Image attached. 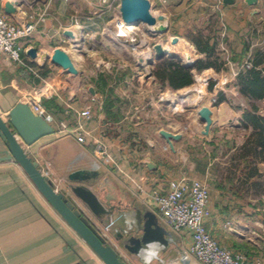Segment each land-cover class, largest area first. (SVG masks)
Returning a JSON list of instances; mask_svg holds the SVG:
<instances>
[{"label":"crops","instance_id":"obj_1","mask_svg":"<svg viewBox=\"0 0 264 264\" xmlns=\"http://www.w3.org/2000/svg\"><path fill=\"white\" fill-rule=\"evenodd\" d=\"M4 1L0 0L1 4ZM22 1L16 5L15 14L9 16L11 21L23 23L29 21L31 15L36 18L44 14V20L20 41L24 47V59L37 68L40 66V69L61 67L48 59L40 64L38 58L32 59L25 54L27 47H35L37 52L44 53H50L56 47L67 51L66 46H71L72 42L63 34L65 29L79 36L83 23L95 26L106 20L100 14L85 16L78 13L74 2ZM149 1L156 2L159 11L167 18L168 27L164 34L168 42L164 40L162 45L178 59L170 58L184 66L187 60L193 64L197 59H204L205 54L198 51L193 42L198 38L202 45L208 42L214 46L223 67L218 70L212 67L191 69L193 82L190 85L179 89L161 87V97L146 103L149 104L148 110L139 103H132L130 113L125 115L120 102L125 91H121V95L116 89L108 88L103 73L97 74L93 82L85 84V88L80 82L71 87L43 76L39 79L45 88L47 83L52 88L41 98V105L55 132L31 145H24V150L38 162L41 173L51 181L55 190L62 192L90 219L128 264H184L182 258L188 264H203L189 251V230L172 229L158 213L150 196L152 189H161L169 180L182 177L198 179L207 186L208 215L203 223L220 245L232 253H243L250 260L263 261L264 225L255 217L246 220L238 212L240 193L236 179L220 180L212 171L215 157L197 152L191 145L194 138H198L201 144L240 128L241 113L248 101L240 93L237 77L252 60L257 62L258 68L264 67V0H256L252 4L245 0H234L231 4H223L222 0ZM89 13L96 11L88 9L85 14ZM173 36L177 41L170 43ZM124 50L133 55L131 51ZM59 70L56 77L68 74L63 68ZM74 75L80 79L85 74L77 69ZM99 76L105 84H99ZM149 81L156 84L153 75ZM210 84L211 88H208ZM35 85L34 77L24 74L19 65L0 53V115L4 119L18 100L26 102ZM180 89L185 92L176 93V96L173 92H180ZM259 101H264V97L254 100L258 107ZM203 105L212 111L209 137L201 133L203 122L197 114ZM86 108L90 110L88 117L80 114ZM197 125L198 134L194 132ZM160 129L181 134L179 139L172 141L174 150L159 134ZM79 134L84 136L82 142L77 141ZM244 135L241 133L242 139ZM98 143L105 147L107 156L94 154ZM5 149L6 145L0 138V264H104L49 205L19 164L13 159H2ZM147 162L152 163L151 168L147 167ZM80 168L99 171V197L108 193L113 197L112 203L120 207H137L156 213L171 233L168 246L147 262L120 248L115 238L116 230L122 232L124 229L123 219L114 217L111 225L103 226L70 192L67 176Z\"/></svg>","mask_w":264,"mask_h":264},{"label":"water","instance_id":"obj_2","mask_svg":"<svg viewBox=\"0 0 264 264\" xmlns=\"http://www.w3.org/2000/svg\"><path fill=\"white\" fill-rule=\"evenodd\" d=\"M22 2V0H5L2 3V9L5 14L12 16L16 12V5ZM233 2L234 0H222L223 4ZM245 2L252 4L256 0H245ZM118 12L126 25L135 26L134 24L141 22L151 26V31L154 34H162L167 30V18L161 12L152 14L149 0H119ZM63 34L71 42L76 38L72 30L69 29H65ZM176 41V36L170 39V43ZM25 54L32 59L38 58L42 62L49 59L51 63L63 68L66 72L77 73L69 55L60 48H54L51 55H48L44 52L39 53L35 47L30 46L25 49ZM165 56L175 57L169 54L166 46L157 42L153 44L152 53L144 62L152 66L156 60ZM140 60L142 59L140 58ZM185 65L191 66L192 63L187 60ZM148 75H151V72H148ZM90 91L92 90L90 89ZM211 113L210 107L206 105L197 110L198 117L203 122L201 133L204 135L209 133L212 124ZM49 120V117L44 114L36 113L28 103L18 100L7 112L6 119L0 115V138L6 145L5 156L2 159H13L19 164L38 192L90 247L102 263L128 264L120 257L116 247L107 243L105 237L90 219L75 207L74 203L62 192L55 190L51 181L41 173L38 162L26 154L24 145H31L39 138L55 132ZM159 134L165 139L171 150H174L172 141L181 137L180 133H173L165 129H160ZM146 165L148 168L152 167V163L147 162ZM99 177L100 173L97 169H76L67 176L68 188L90 215L103 226L111 225L114 217L120 216L123 219L124 229L122 232L116 230L117 237L115 238L120 248L142 262H147V255L154 253L152 257H155L156 252L166 248L170 243V231L166 229L152 210L120 207V205L112 203L113 197L108 193L104 194L102 198L99 197L97 193ZM182 261L184 264H188L185 258H182ZM75 264L86 263L77 262Z\"/></svg>","mask_w":264,"mask_h":264},{"label":"rangeland","instance_id":"obj_3","mask_svg":"<svg viewBox=\"0 0 264 264\" xmlns=\"http://www.w3.org/2000/svg\"><path fill=\"white\" fill-rule=\"evenodd\" d=\"M64 1L66 3L74 2V7L78 10V13L82 15L97 16L100 14L105 17L107 21L101 20L99 25L95 26L90 25V23H83L84 27L81 28L79 36H76L74 40L75 43L76 40H81L78 50L74 49L72 45L66 46L67 51L62 49L69 55L71 60L73 59L72 62L74 66L76 65L75 68L84 71L85 75L81 76L80 79L72 73H66L56 77L57 72L60 71L59 69L61 68L53 66L52 69H40L38 65L39 68H37V71L39 76L49 77L51 80L55 79L56 83H67L71 87L76 86L80 82L85 88V84L91 83V81L97 77V74L103 73L105 81L109 84L108 88H112L113 90L116 89L120 92L119 94H121V91H125L123 95L121 94V99L115 97L117 100L120 99L123 115L130 113L128 111L132 103H139V105H142L148 110L149 104L146 103L152 99L157 100L158 97L160 98L162 91H160L161 86L158 82H156L155 85L150 84L149 78L152 77V74L148 75V72L152 71V66L147 65L144 61L145 58H149L150 53H152L153 44L157 42L162 44L164 40L168 42L167 35L164 33L154 34L152 31L145 32V26L143 24L132 26L131 31L135 38L133 43L136 47L133 49L132 47L130 48L129 45L120 43V41L113 36V33L109 31L112 17L118 12L119 0H108L107 3L102 2V0ZM88 9H92L96 11V13L85 14ZM150 11H154L155 13L160 12L156 2H150ZM124 49L131 51L133 55L131 56ZM123 51L126 54H124ZM51 53L52 51L46 54L51 55ZM140 58L142 60H140ZM39 61L40 64H43L42 60ZM42 71H44L46 75H42ZM36 79L37 77H34L36 83L34 87L38 88L44 85L41 79L38 78L39 81ZM117 79L119 81H117ZM47 84V91H50L52 86H50L49 83ZM51 85L54 84L51 82ZM179 91L180 92L174 91L173 93L177 96L176 93L180 94L185 92L181 89ZM202 94L203 93H201V95ZM211 101L214 102V100ZM258 103L259 113L264 115V101H259ZM195 131L198 134V125L194 127V132ZM243 132L245 135L242 139L241 133ZM247 133L248 130L240 127L239 129L230 131L227 136H215L212 138V141H202L201 144L198 138H194L191 146L195 151L200 153L204 152L210 158L215 157L212 162V171L216 173L220 180L223 178L225 180L227 177L236 179L237 183L240 184V202L237 203L238 212L243 214L246 220L255 217V219L264 225V164L257 162L253 165L239 159V147L244 141ZM208 135L209 133L206 136L209 137ZM203 146H205V148H202ZM254 166L258 169L260 175L246 178V168L249 169ZM241 182H243V184H241Z\"/></svg>","mask_w":264,"mask_h":264},{"label":"built area","instance_id":"obj_4","mask_svg":"<svg viewBox=\"0 0 264 264\" xmlns=\"http://www.w3.org/2000/svg\"><path fill=\"white\" fill-rule=\"evenodd\" d=\"M107 3L108 0H102ZM30 20L17 23L10 20L4 13L0 2V53L8 60L16 63L23 69L24 74L41 78L37 67L28 63L22 56L24 51L21 39L29 36L38 22L44 20V14H39L36 18L31 15ZM129 25L119 15V12L112 17L111 28L120 43L129 45L135 49L133 41L134 34ZM75 35V34H74ZM45 85L34 87L28 93L26 103L38 114H43L41 98L47 95ZM82 116L90 115L89 108L80 112ZM84 140L83 134L77 136V141ZM94 154L98 157L107 156L105 147L98 143ZM150 196L156 204L158 213L163 217L172 229H188L191 237L190 253L197 261L203 264H264V260H250L243 253H232L207 231L204 226V217L208 215L207 201L209 191L207 186L195 178H177L167 182L161 189L154 188L150 191Z\"/></svg>","mask_w":264,"mask_h":264},{"label":"trees","instance_id":"obj_5","mask_svg":"<svg viewBox=\"0 0 264 264\" xmlns=\"http://www.w3.org/2000/svg\"><path fill=\"white\" fill-rule=\"evenodd\" d=\"M193 42L197 50L205 54L204 59H197L188 67L170 57H163L155 63L151 72L162 88L169 86L172 89H179L190 85L193 82L191 69L201 70L212 67L218 70L223 67V61L215 54L213 45L208 42L202 45L198 38ZM250 62L251 64L246 65V69L240 72L237 77L240 93L248 101L239 122L240 127L248 130L239 147V159L255 165L257 162L264 164V115L259 113V107L254 102V100L264 97V67L258 68L255 60ZM41 74L46 75L44 71ZM100 78L99 76L97 80L99 84H103L104 82ZM208 88H211V84ZM254 175H260L255 166L246 168V178ZM239 190L240 184L237 187L238 194Z\"/></svg>","mask_w":264,"mask_h":264},{"label":"bare ground","instance_id":"obj_6","mask_svg":"<svg viewBox=\"0 0 264 264\" xmlns=\"http://www.w3.org/2000/svg\"><path fill=\"white\" fill-rule=\"evenodd\" d=\"M151 13L152 14H154L155 12L154 11H151ZM141 24H143L144 26H145V29H144V31L145 32H147V31H151L152 30V27L151 26H148V25H146V24H144V23H141V22H138L137 24H134L135 26L136 25H141ZM130 27H132L133 25H129ZM76 37V36H75ZM73 41V40H72ZM81 40H76V43L73 41L72 42V47L74 48V49H76V50H78V48H79V45L78 44H80L81 42H80ZM148 55V54H147ZM146 57V56H145ZM148 58L146 57L145 58V60H147ZM154 254V253H153ZM153 254H150V255H147V259L149 260L151 257H152V255Z\"/></svg>","mask_w":264,"mask_h":264}]
</instances>
